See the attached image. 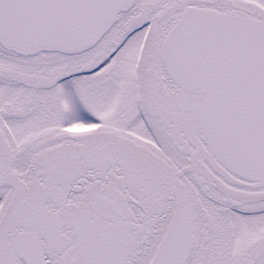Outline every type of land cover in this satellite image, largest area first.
Listing matches in <instances>:
<instances>
[{"label":"snow or ice","instance_id":"6c2138e0","mask_svg":"<svg viewBox=\"0 0 264 264\" xmlns=\"http://www.w3.org/2000/svg\"><path fill=\"white\" fill-rule=\"evenodd\" d=\"M0 264H264V0H0Z\"/></svg>","mask_w":264,"mask_h":264}]
</instances>
